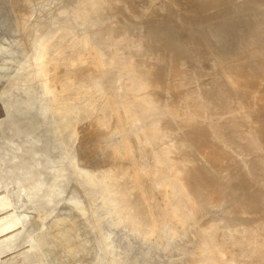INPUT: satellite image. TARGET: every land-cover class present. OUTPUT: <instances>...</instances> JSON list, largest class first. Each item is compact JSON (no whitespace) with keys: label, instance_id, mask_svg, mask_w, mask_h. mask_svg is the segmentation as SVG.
<instances>
[{"label":"bare ground","instance_id":"6f19581e","mask_svg":"<svg viewBox=\"0 0 264 264\" xmlns=\"http://www.w3.org/2000/svg\"><path fill=\"white\" fill-rule=\"evenodd\" d=\"M93 1L63 0L67 8L57 12L53 27L47 34L40 36L37 29L24 34L25 40L34 44L32 53L24 55L22 49L25 43L20 38L0 49L8 56L15 53L19 55L9 69L0 72V82L10 81L13 77L20 78L28 69L30 59L35 57L42 62V66L34 76L30 75V79H36L38 85L45 90V97L34 95L31 101L26 99L29 91L23 84L28 81L27 78L18 83L19 95L22 96L20 102L13 108H7L6 100L0 103L3 106L0 108V152L7 151V168L0 173V190L5 189L0 193V211L4 213L0 217V234L13 233L8 240L11 244L18 236H27L29 242L41 251L48 264L51 263L50 254L58 248L63 250L62 258L52 264H73L86 252L87 245L79 241L78 234L77 244H72L69 239L71 234L63 226L72 221L69 207L81 215L87 208L81 204L77 195H67L61 182L70 181V178L59 176L62 168L58 166L57 152L53 149L49 152L44 150V137L49 123L52 130L55 128L58 116L64 115L66 124L78 112L88 110L90 104L85 97L87 93L84 83L91 76H95L96 90L101 92L103 80L117 71L125 78L121 82L122 79L118 76V85L107 93L102 107L111 108L114 135L122 139L125 148V162L121 164L120 177L103 179L97 185L91 181L88 172L80 170L75 178V181L81 183L84 180L89 184V194L85 198L93 202L97 199L102 212L91 219L92 224L97 225L94 230L98 235L99 249L93 264L115 263L116 260L110 261V255L114 257L116 253L117 258L123 244L121 239L111 238V234L108 237L104 232L105 225H110L109 215L103 211V207H114L115 202L110 194L116 193L126 200L130 190L140 200V204L134 208L136 215L146 219L152 237L158 239L163 246L174 242L177 230L184 229L199 215L210 212L207 207L210 200L219 204L217 212L226 211L230 217L244 220L243 231L249 236H258L264 242V120L254 126L244 114L247 109H256L264 117V0H139L145 6L140 9L141 12H138L136 5L133 6L135 10L129 9L128 5L133 3L132 0ZM117 11L122 13L124 19L112 23L119 28L123 38L119 39L117 50H109L104 43L97 44L94 40L106 27H110L104 23L110 21ZM145 14L155 22L169 27L191 47L204 51L205 58L185 48L180 50L184 56L202 67L213 63L216 79L245 99L244 102H238L203 92L198 101L190 103L189 107L195 116L201 113L202 108H208L210 116L215 119L213 124L218 123L220 117L229 114L233 108L237 109L224 138L228 141L238 140L253 152L254 165L247 174L248 178L243 179L238 174L227 178L202 162L206 173L217 181L226 183L229 201L225 198L216 199L210 193L200 198L191 188L186 165L189 162H201V156L193 150L189 140L182 139L181 136L187 133L186 129L171 127L172 123L185 124L190 120L189 113L181 111L178 106L179 100L188 101L189 96L181 97L179 94L174 103H170L172 90L169 87H155L147 76L131 75L138 63L133 22ZM83 21H97L99 24L91 25L87 32L78 36L62 25H56ZM25 26L26 22H23L19 29L23 31ZM67 37H78L83 49L77 55L65 58L66 48L60 46L56 55L50 57V43L62 42ZM88 45L94 50L98 63L96 70L89 69L85 63L89 54L84 52V47ZM120 50H126V58H121V68L118 71L115 56ZM7 61L9 58L1 60L0 68ZM64 63L71 65L69 73L63 72L61 66ZM52 75L51 81L48 77ZM132 96L141 104V112L135 109ZM6 111L10 114L6 115ZM156 115L159 117L156 118ZM20 119L23 122L21 127L18 124ZM34 119L38 122L33 125L36 122ZM242 120L246 121L247 131L241 127ZM103 121L107 123L106 120ZM111 121L107 124H111ZM101 122L102 120L99 123ZM41 125L46 129L38 136ZM54 133L53 140L57 137L60 140V131L54 130ZM26 134L24 144L16 143L12 147L15 135H20L17 139H24L22 135ZM29 135L33 144L29 142L26 145ZM25 145L27 149L31 145V148L37 147L29 159L20 158L26 150ZM66 153L65 165L72 168L77 164L78 158L70 150L66 149ZM45 160L47 166L44 165ZM163 195L168 198L166 205L162 201ZM61 203H67L69 211L66 209L67 214L55 215ZM124 203L127 205L126 201ZM50 217L51 221L46 224L45 221ZM37 222L41 226L34 229ZM111 227L115 229V226ZM124 227L128 232L137 229L134 221ZM195 235L194 254L182 264H264V246L259 248L256 244H251L250 238L242 237L237 227L230 229L222 243L216 224L210 221L201 222ZM62 238H66V241L61 242ZM229 242L248 249H240L230 261H226ZM138 258L139 256H134L135 260Z\"/></svg>","mask_w":264,"mask_h":264},{"label":"rangeland","instance_id":"374dc122","mask_svg":"<svg viewBox=\"0 0 264 264\" xmlns=\"http://www.w3.org/2000/svg\"><path fill=\"white\" fill-rule=\"evenodd\" d=\"M132 1L134 4L129 3V9H132L136 5V8L138 7L139 9L137 11L141 12L140 9L145 8L143 2L139 0ZM90 2L93 3L94 1L90 0ZM65 8H67V4L63 3V0H0V49L9 46L12 41H17L20 38L25 43L22 49L24 55L32 53L34 44L26 41L24 34L37 29L39 30V35L44 36L53 27V20L57 12ZM133 9L135 10V8ZM69 12L71 13V9H69ZM143 16H140L133 22L135 28L134 39L138 46V63L135 65L131 75L137 77L147 76L148 80L155 87H169L172 90V96L169 98L170 103H174L179 94L181 97L189 96L188 101H185V99L179 100L178 106L181 111L189 113L190 120L185 124L172 123L171 127L176 129L179 126L186 129L187 133L185 136H181L182 139L189 140L193 150L201 156V162H189L186 165L191 188L193 193L200 198L210 193L216 199L225 198V200L229 201V193L225 187L226 183L217 181L206 173L203 168V163L223 173L227 178H233L236 174L243 179L248 178L247 174L251 166L254 165L252 163L253 152L238 140L228 141L224 138L226 131L229 129L230 121L237 113V109L233 108L234 110L229 112V114L222 118L220 117L218 123L213 124L215 119L213 116H210L208 108H202L201 113L199 112V115L195 116L189 110V107L190 103H196L198 101L200 94L203 92L217 94L219 97L231 98L238 102H244L245 99L237 92L229 90L216 79L213 63L208 67H202L180 52L181 48H185L205 58L206 53L204 51L191 47L185 39L176 36L169 27H165L150 19L148 14ZM122 17L123 15L120 11L115 12L111 16V20L104 23L105 26L109 24L110 27H106L94 41L97 44L104 43L105 47L109 50H117L119 46L118 41L120 38H123V35L119 28L112 22L119 19L123 20L124 18ZM23 22H26V26L21 31L19 27ZM93 24L98 25L99 23L97 21H91L89 23L83 21L77 24L69 22L56 25H62L65 29L72 31L75 36H78L87 32ZM124 42H127V37L124 38ZM60 46L66 48L64 53L65 58L77 55L83 49L78 37H67L62 42L56 43L52 41L50 43L49 56H55ZM84 52L89 54V57L86 58V66L89 69L96 70L98 63L93 54L94 50L88 45L84 47ZM18 56L16 53L8 56L0 50V61L9 58V61L0 68V72L7 68L9 69L11 63ZM115 58L117 70L120 71V61L121 58L122 60L126 58V50H120ZM143 63L144 65H142ZM41 66L42 62L32 57L29 61L28 69H26L20 78L13 77L10 81H1L0 103L2 100H6L8 102V107H6L13 108V106L20 102L19 99L22 96L19 95L18 83H21V81L27 78L28 81L23 85L25 88H28L29 95L25 98L31 101L34 95H42L45 97L44 88L38 85L36 79H30V75L34 76ZM61 68L64 73H69L71 65L64 63ZM53 76L48 77V79L52 81ZM118 76L121 77V82L125 78L124 75L118 74L117 71L113 75L107 76L103 80V90L101 92L96 90L95 76H91L84 83L87 93L85 97L88 98L90 104L88 110L86 112H78L66 124L65 116H58L54 123L55 128L52 130L51 124L49 123L47 135H45L46 138L44 137V150L49 152L53 149L57 152L58 166L62 168L59 171V176H65L67 179L70 178V181L61 182L67 195H70V193L77 195L76 197L80 199L81 204H84L87 208L85 213L81 215L74 208L69 207L67 203H61L54 213L55 215H64L67 214L66 209L68 210L70 208L71 213L69 214L72 221L70 224L64 225L63 229L70 232L71 236L69 239L72 240V244H77L76 234H78L79 241L87 245L86 252L80 255L73 264L94 263L99 249L98 235L94 230V227L97 225L96 223L92 224L91 219L94 215L102 214L97 199L93 202L85 198L89 194V184L84 180L81 183L75 181L78 172L80 170L88 172L91 181L98 185V182L103 179L119 178L121 164L125 162L123 159L125 148L122 144V139L114 135L115 125L111 121V108L102 107V104L106 101L107 93L118 85ZM74 94L73 87L72 95ZM132 97L131 99L135 109L141 112V104L136 101L137 98ZM0 108H3V106L0 105ZM9 114L6 111V115ZM244 114L254 126H257L264 120L263 115L256 109H247L244 111ZM158 117L156 115V118ZM101 120L102 122L99 123ZM103 120H106L107 123L111 121V124L109 123V125ZM34 121L36 120L34 119ZM37 122L38 120L35 123L32 121L30 123L34 125ZM21 123L23 124L20 119L18 122L20 127ZM43 126L41 125L37 133L38 136L46 129ZM241 127L244 131H247L248 126L246 121H241ZM54 130L60 131V140L58 137L53 140ZM19 136L15 135L12 147H15L16 143L24 144L23 142L27 134L22 135L24 139H17ZM29 137L26 145L29 142L33 144L31 135ZM26 145V150L20 158L24 157L29 159V156L33 155L37 150V147L31 148L32 145H29L30 147L27 149ZM66 149L74 152L78 158L77 164L72 168H68L65 165L67 157ZM72 157L74 158V155ZM173 157L178 158V156ZM44 165L47 166V161L44 162ZM6 168L7 151L0 152V173ZM45 179H47L46 176ZM4 191L5 189H1L0 193ZM109 196L114 200L115 205L113 208L109 205L103 207V211L111 217L108 216L110 226L104 224L106 228L104 232L108 237L111 234V238L121 239V243L123 244L117 258L116 253H114V257L110 255L109 259L111 262L116 260L114 264H182L192 258L196 249L195 230L204 221H210L216 224L221 243L228 236L230 229L237 227L242 237L250 238L251 244H256L259 248L264 246L263 240L259 239L258 236H249L243 231L242 226L245 224L244 220L234 219L226 211L217 212L216 210H218L219 204L212 200L207 203L210 212L199 215L198 218L189 222L184 229L177 230L175 232L174 242L163 246L158 239L152 237L146 219L140 215H136L134 208L140 204V200L135 198V193L132 190L129 191V197H126V200L116 193L110 194ZM125 201L127 205H125ZM162 201L165 205L168 203L166 195L162 196ZM3 214V211H0V217ZM51 219L52 217L48 218L45 223L48 224ZM132 221L136 223L137 229L128 232L124 226L130 225ZM35 224L34 229H38L41 226L39 222ZM111 226H115V229ZM12 235L14 234H0V264H48L41 251L29 242L27 236L20 235L11 244L8 240ZM65 241L66 238L61 239V242ZM240 249L247 250L248 248L229 242L225 260L230 261L234 254L240 252ZM62 255L63 250L61 248L52 251L49 256L50 264L61 259ZM135 255L139 256L137 260L134 259ZM220 264H225V262Z\"/></svg>","mask_w":264,"mask_h":264}]
</instances>
